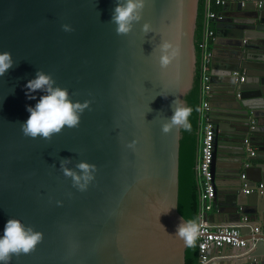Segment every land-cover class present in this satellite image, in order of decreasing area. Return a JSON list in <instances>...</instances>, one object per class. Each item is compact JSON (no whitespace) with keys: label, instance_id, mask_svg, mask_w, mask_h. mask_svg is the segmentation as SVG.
<instances>
[{"label":"water","instance_id":"95a60500","mask_svg":"<svg viewBox=\"0 0 264 264\" xmlns=\"http://www.w3.org/2000/svg\"><path fill=\"white\" fill-rule=\"evenodd\" d=\"M256 1L225 0L219 24L228 32L214 42L211 68L215 201L232 204L235 222L249 213L247 204L264 222V189L256 190L264 163H255L264 156V8ZM115 2L0 0V51L16 61L0 76V230L17 218L42 234L9 264H186L189 245L175 235L187 220L179 211L182 126L165 132L162 124L173 100L186 105L194 85L199 0H145L126 35L110 21ZM163 41L175 52L166 67ZM38 69L86 104L77 126L49 139L20 128L26 105L42 94L29 99L24 87ZM247 138L260 148L255 156L247 154ZM222 154L224 175L217 172ZM62 158L71 162L62 167ZM81 161L91 175L83 189L64 170L81 176ZM218 264H264V241Z\"/></svg>","mask_w":264,"mask_h":264},{"label":"clouds","instance_id":"9594fccd","mask_svg":"<svg viewBox=\"0 0 264 264\" xmlns=\"http://www.w3.org/2000/svg\"><path fill=\"white\" fill-rule=\"evenodd\" d=\"M144 3L145 0H116L110 21L116 25L115 31L118 35L128 34L134 24L141 19ZM62 27L66 31L70 30L68 25H62ZM143 27L145 31H148L149 25L147 23ZM160 49L159 62L161 67H166L174 58L175 52L172 50L173 46L170 41H163ZM15 63L16 61L10 52L0 51V76H4ZM24 87L29 99H36L33 94L37 90L42 93L34 105H26L29 116L20 123L21 131L25 136L49 139L64 127H75L79 124L80 116L86 104L74 101L69 90L57 85L51 74L38 69L35 76L29 79ZM158 95L167 97L163 94ZM190 113V107L177 98L174 99L172 115L167 117L162 124V131L167 132L170 128L179 126L189 129L188 117ZM70 162L71 158L60 160L62 167ZM76 167L81 170V176H77L75 172L67 168L64 170L67 174L72 175L74 181L83 189L86 187L87 181L91 179L90 165L81 161ZM92 168L94 169V166ZM81 178L84 179L85 184H79ZM198 234L199 225L195 219L181 220L175 231V235L182 238L187 245H192ZM41 238L42 234L30 225H25L17 218H8L3 229L0 230V264H9L12 255L28 253Z\"/></svg>","mask_w":264,"mask_h":264},{"label":"built area","instance_id":"2783aa9c","mask_svg":"<svg viewBox=\"0 0 264 264\" xmlns=\"http://www.w3.org/2000/svg\"><path fill=\"white\" fill-rule=\"evenodd\" d=\"M222 4L224 0H215ZM211 0H208V6ZM259 8H264V0L256 1ZM223 19V15L208 8L206 13V24L204 37L200 43L202 48L201 56V108L200 117L203 122L201 126V142L199 156L197 158L196 171L199 185L200 199V222L198 234V264L209 262L208 253L211 247H222L230 245L238 248H247L250 252L260 240L264 241V227L250 225L246 216L240 222L229 224H212L207 219V213L213 210L215 204V182L212 174V162L215 151V128L209 117V94L211 89L210 64L213 58L212 43L216 38L214 22ZM243 79V78H242ZM253 121L252 127H254ZM250 139H246L248 156L256 155V148L251 145ZM250 163L247 162L246 166ZM264 185L259 184L256 190L263 191ZM247 191H253L247 188ZM248 229L243 233L242 229Z\"/></svg>","mask_w":264,"mask_h":264},{"label":"trees","instance_id":"16d2710c","mask_svg":"<svg viewBox=\"0 0 264 264\" xmlns=\"http://www.w3.org/2000/svg\"><path fill=\"white\" fill-rule=\"evenodd\" d=\"M207 0H199L197 18V30L195 34V46L197 52L196 75L194 85L187 93L186 106L191 108L188 117L190 128L182 127V139L180 150V189H179V211L187 219H195L199 223L200 199L197 171L195 167L197 150V132L199 129V117L201 108V51L200 43L203 39V20L205 16V5ZM215 10L216 7L212 5ZM212 9V10H213ZM206 24V20H205ZM199 239L196 238L189 245L186 252V264H198Z\"/></svg>","mask_w":264,"mask_h":264},{"label":"crops","instance_id":"0c3cea01","mask_svg":"<svg viewBox=\"0 0 264 264\" xmlns=\"http://www.w3.org/2000/svg\"><path fill=\"white\" fill-rule=\"evenodd\" d=\"M224 2H225V0H224ZM223 3L222 4H217L215 0H211V2L209 3V6H208V3L206 2V5H205V16H204V20H203V31H202V36L203 37H204V33H205V20H206V13H207L208 8H210L212 10L213 9L212 8V5H214L216 7V9L215 10L213 9V11L222 14L223 15V19H224L225 18L224 15H225V13H226L227 10L223 6ZM230 13H232V10H230ZM223 19H221V20H223ZM221 20H217V21L214 22V25H215V34H216L215 40L217 39V37H220V35H223L224 33H227L228 32V24L225 23V25L220 26L219 23L222 22ZM196 30H197V28H196ZM215 40H214V42H215ZM214 42L212 43L213 58H214ZM201 56H202V51H201ZM213 58H212V61H211V64H210V71H209L210 74H211L212 63L214 62L213 61L214 60ZM220 67H222V66H220ZM221 70L222 69L219 68V71H221ZM203 122H205V121L201 120L200 121V124H199V129H198L200 131L199 141H198V134H197V150H196L195 167H196V164H197V158L199 156L200 142H201V126H202ZM198 143H199V147H198ZM255 148H256V151H257V149L258 150L260 149L259 146H255ZM197 151H198V153H197ZM262 154H264V153L262 152ZM258 156H261V155L259 154ZM261 157L263 158L264 156H261ZM244 158H245V155H244ZM262 158L259 159V160H256L255 163L256 164H258V163L259 164L264 163V159H262ZM226 161H227V157L225 155H223L222 157H220V164L221 165L218 166L219 167V170L217 171L218 174L224 175V171H223L224 166L222 164L225 163ZM247 162H249L250 165L252 166V164H251L250 161H247ZM220 169L222 171H220ZM252 176H254V177L257 176V172L254 171L252 173ZM216 181H219L218 183H224L223 181H225V180L219 179V180H216ZM250 185H252V184H250ZM232 207H233L232 204L230 202H228V201H219L218 203L215 201L213 210L210 211L209 213H207V219H208V221L210 223H212V224L237 223V222L234 221V219L236 217V214H234V213H232L230 211L232 209ZM245 207H246V212H249V213H246L242 217V219H244L247 216L249 218V220H250V225L252 224L253 226L256 225V226L264 227V222H262L261 219H259L257 216H255V214H253L251 212L253 210L254 206L247 204ZM219 208H220V210H219ZM246 250H247V248H238V247H234V246H230V245H224L222 247L213 246V247L210 248L209 253H208L210 255V258H211L210 263L218 264V261H220L221 259H224L226 257L227 258L228 257H236V258L243 257V255L249 253V252H246ZM223 252H229V253H232V254H230L231 256H222L221 254Z\"/></svg>","mask_w":264,"mask_h":264}]
</instances>
